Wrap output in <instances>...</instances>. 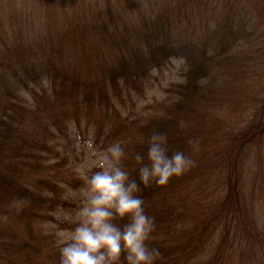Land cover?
<instances>
[{
    "label": "trees",
    "instance_id": "trees-1",
    "mask_svg": "<svg viewBox=\"0 0 264 264\" xmlns=\"http://www.w3.org/2000/svg\"><path fill=\"white\" fill-rule=\"evenodd\" d=\"M152 130L201 145L182 175L141 185L156 264H252L231 237L264 248L239 184L248 159L264 178V0H0V264H58L80 147L126 140L136 175Z\"/></svg>",
    "mask_w": 264,
    "mask_h": 264
},
{
    "label": "clouds",
    "instance_id": "clouds-1",
    "mask_svg": "<svg viewBox=\"0 0 264 264\" xmlns=\"http://www.w3.org/2000/svg\"><path fill=\"white\" fill-rule=\"evenodd\" d=\"M136 143L146 144V155L132 153L134 170L126 165L128 142L116 138L95 149L94 170L83 172V183L76 195L79 206L56 215L72 223L67 233L59 234L58 264H156L162 253L150 244L156 220L145 210L141 185H167L196 164L193 154L200 151V138L189 137V152L172 149L168 133L152 130L137 136ZM23 200H16L19 207Z\"/></svg>",
    "mask_w": 264,
    "mask_h": 264
},
{
    "label": "rangeland",
    "instance_id": "rangeland-1",
    "mask_svg": "<svg viewBox=\"0 0 264 264\" xmlns=\"http://www.w3.org/2000/svg\"><path fill=\"white\" fill-rule=\"evenodd\" d=\"M175 65L178 66L179 64L175 62ZM172 72H174V67L172 68L171 73ZM166 74L167 76H171L169 71H166ZM161 77L162 76H160V78ZM165 80L163 78L161 79L163 86L166 85L167 78H165ZM156 87L160 89L162 88L159 85H157ZM157 96L160 97L161 93H159L158 90L157 91L154 90L147 96L144 102L150 105V108H151L150 112L152 111V115L154 114V110L157 108L156 106L157 101L153 97H157ZM154 106L156 107L152 109ZM80 148L83 151V154H80L78 159L74 160L73 163L71 164L76 168L77 172L81 175L83 172H87V171L94 169L95 157L93 155L92 148L89 147V144L88 145L85 144L84 146H81ZM71 164L69 165V167L71 166ZM240 168L242 169V177H240L239 179V184L241 185V187H243V190L246 193V199H247L248 206L251 209V212L253 213V220L256 221L255 224L257 225L255 229L261 230L264 227V191L262 190L264 189V178L258 177V174L260 172H258L256 175L257 169L259 168V165H257L256 158H254L253 161H249L248 159L246 164L242 165ZM263 171L264 170H261V172ZM219 172L225 173L226 171L224 168L219 167ZM234 173H236V171ZM241 181L242 183H240ZM212 182H214V184L211 185V188L215 187L216 184L218 183V182L216 183L215 181H212ZM200 191L202 192V196L200 197V199L209 197L208 186L202 185V187L200 188ZM254 230L253 228H251V231L247 232L246 234H248V236L250 237L251 232L252 234L255 232ZM61 232L67 233V231L65 230ZM231 238H232L233 250L235 249L236 251L235 257L243 258V260H249L248 262L252 264H259L260 261H261V264H264V257H263L264 248H262L260 244H256L254 238L250 237L249 241L245 237L235 238L232 236ZM259 249H262V255L259 252ZM260 255L261 257H259Z\"/></svg>",
    "mask_w": 264,
    "mask_h": 264
}]
</instances>
